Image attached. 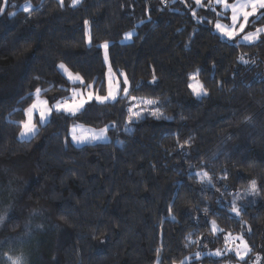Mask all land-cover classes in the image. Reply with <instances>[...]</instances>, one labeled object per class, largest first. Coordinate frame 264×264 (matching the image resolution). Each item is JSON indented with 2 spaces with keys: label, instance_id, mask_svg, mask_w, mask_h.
<instances>
[{
  "label": "trees",
  "instance_id": "obj_1",
  "mask_svg": "<svg viewBox=\"0 0 264 264\" xmlns=\"http://www.w3.org/2000/svg\"><path fill=\"white\" fill-rule=\"evenodd\" d=\"M26 2L30 11L20 8ZM202 5L8 0L0 14V179L15 198L3 211L0 254L21 247L26 264H264V35L226 40L213 30L219 6ZM105 41L112 71L126 75L130 96L157 101L148 108L159 118L145 111L127 123L138 101L120 92L75 116L53 112L35 136L19 139L35 88L49 89V102L69 94L58 63L104 94ZM197 70L200 97L188 87ZM74 122L107 125L110 140L74 146ZM237 193L239 215L231 211ZM229 233L247 242L244 259L205 254Z\"/></svg>",
  "mask_w": 264,
  "mask_h": 264
},
{
  "label": "snow or ice",
  "instance_id": "obj_2",
  "mask_svg": "<svg viewBox=\"0 0 264 264\" xmlns=\"http://www.w3.org/2000/svg\"><path fill=\"white\" fill-rule=\"evenodd\" d=\"M79 0H72V5L75 6ZM212 2V0H210ZM63 3V0H61ZM196 5L203 6L202 0H195ZM215 4L222 5L225 12L228 10L231 11L230 17H225L224 13H219L218 18L215 22V29L218 33L227 40H236L237 38L242 39L245 42H254L260 38V34L264 33V28H259L253 32L245 33V28L249 22V18L255 16L259 10L264 9V0H233L232 3H229L228 0H214ZM8 6V0H3V3L0 4V14L4 13ZM250 9V10H249ZM30 8H25V11H30ZM8 15H15V13H8ZM195 15V12H193ZM227 18L230 20V23H222L221 19ZM244 33L243 35H241ZM133 33L129 32L126 34L125 39H130ZM91 38L89 37V40ZM101 47L104 48V59L108 60V47L109 43L107 41L104 42ZM239 60L243 64H247L248 61L244 59L243 56L239 57ZM63 73L67 76V80L72 84L79 83L81 88H70L65 89L62 88V91L68 92L67 96H62L59 99L52 97L51 99L54 101L53 103H49L48 98H43V93L49 91V89H43L40 87L35 88L34 92L30 93L29 96L32 99L31 104L25 109H23L25 118L23 120L18 121L17 123L20 125L21 131L19 133L20 139H28L35 136L39 131V125L37 124V119L39 124H45L49 118L51 117L53 112L56 113H64L75 116L82 109H84L85 104L95 100L98 103L104 104L108 102H116L117 98L122 91L124 97L129 98L131 101H138L137 103H133L130 107H128L127 111L129 113L128 120L131 122L133 119H140L142 114L145 111H148L151 115L159 118V110L149 109V105H153L157 103L155 100L145 99V98H137L135 96H130L129 88L126 86L128 84V80L126 75L123 79V84L125 85L122 89L120 87V82L114 79L115 74L112 73L111 67L109 66V77H108V87L105 95L99 94V89H95L94 82L86 83L84 78L79 73H73L66 65L60 64L58 66ZM199 70L197 72L190 75L191 83L188 84V87L192 90V92L196 95H201L202 93H206V89L203 84L197 79ZM123 75V74H122ZM39 79V77H37ZM155 80V77L153 78ZM143 105V107H141ZM135 109V110H134ZM114 126V125H113ZM108 126L105 125L100 129H87L85 130L83 126L73 125L70 129V135L74 142L86 143L92 142L102 139H107ZM201 182L207 181L209 184L211 183V176L207 172H200L196 174ZM223 178V177H222ZM257 188L256 181H251L249 191L255 193ZM205 212L208 210L205 209ZM231 211L239 215L240 208L236 206V202L233 201V207ZM4 217L0 216V221H3ZM212 230L213 232L221 231L217 228L215 221L212 222ZM240 241V245L235 247V249L227 248V250L236 252V255L240 259H244V256L247 252L251 251L247 242L244 240L242 235L232 236L230 233L225 237L226 246L230 241ZM243 249V254L241 251ZM159 251V250H158ZM221 251L218 249L215 255H221ZM10 264H25L24 258L22 256L12 257L8 254H5ZM181 264H184L181 261Z\"/></svg>",
  "mask_w": 264,
  "mask_h": 264
},
{
  "label": "rangeland",
  "instance_id": "obj_3",
  "mask_svg": "<svg viewBox=\"0 0 264 264\" xmlns=\"http://www.w3.org/2000/svg\"><path fill=\"white\" fill-rule=\"evenodd\" d=\"M80 1V0H79ZM228 2L229 3H232L233 2V0H228ZM212 3L213 4H215L214 3V0H212ZM71 4H72V0H71ZM215 5H218V4H215ZM219 6V9H220V12L219 13H224V16L225 17H230L231 16V11L230 10H228L227 12H225V10H224V8H223V6L222 5H218ZM20 8L21 9H23V10H25V8H31V5H30V3H28V2H26V3H24V4H22L21 6H20ZM250 10V9H249ZM262 15H264V9H262V10H259L258 11V13L255 15V16H253V17H250L249 18V22H248V24H247V26H246V28H245V33H247V32H253V31H256L257 29H259V28H264V21H262L261 23H257V22H255L260 16H262ZM221 22L222 23H230V20L229 19H227V18H223V19H221ZM255 22V23H254ZM215 23L213 24V30L215 31V32H217L218 33V31L215 29ZM126 34L127 33H125L124 35H123V37H122V39H121V41H128L129 39H125V36H126ZM219 34V33H218ZM244 33H242L241 35H243ZM220 35V34H219ZM260 35H264V33H261ZM221 36V35H220ZM222 37V36H221ZM223 38V37H222ZM225 39V38H224ZM227 40V39H226ZM237 41L238 42H243V43H249V42H245V41H243L242 39H240V38H237ZM104 43H102V45H103ZM101 50H102V57H103V60H104V62H105V65H106V70H105V77H104V87H105V92H104V94L103 95H105L106 94V92H107V87H108V77H109V63H108V60L107 61H105V59H104V52H105V50H104V48L103 47H101ZM61 63H58L57 64V70L59 71V73L61 74V75H63L65 78H66V80H67V76L63 73V71L58 67L59 65H60ZM112 70V69H111ZM112 73H114L115 74V72L114 71H112ZM190 77V76H189ZM124 79V75H122V74H120V75H116L115 74V79H114V85H115V80H118L119 82H120V87H121V89L125 86L124 84H123V81H121V80H123ZM68 81V80H67ZM69 82V81H68ZM192 81L190 80V78H189V83H191ZM70 83V82H69ZM72 84V83H71ZM77 84H79V83H77ZM77 84H73V86L71 87V88H73V87H75V88H81V85H77ZM128 88H129V83L126 85ZM191 92H192V90H191ZM192 94L194 95V97H200V96H202L204 93H202L201 95H196V94H194L193 92H192ZM101 95V94H100ZM121 95H123L124 96V94H123V92L121 91ZM93 101H95V100H93ZM54 102V101H53ZM53 102H49V103H53ZM31 104V103H30ZM29 106V105H28ZM27 106V107H28ZM26 107V108H27ZM141 107H143V105H141ZM135 110V109H134ZM134 120V119H133ZM132 120V121H133ZM37 124L39 123V121H38V119H37ZM127 123H129V120L127 121ZM73 125H80V126H83L84 127V129L85 130H87V129H89V128H91V129H100V128H103V127H92V126H88V125H84V124H80V123H77V122H74V123H72L71 125H70V127H69V140H70V142H71V144L72 145H74V146H81V145H86V144H94V143H98V142H107V141H109L110 140V137H109V134H108V132H107V139H102V140H97V141H92V142H86V143H80V144H78V143H76V142H74L73 140H72V138H71V135H70V129L73 127ZM130 125L129 124H127L126 126H125V128H127L128 129V127H129ZM20 131H21V129H20ZM20 131H19V133H20ZM19 133H18V138L20 139V137H19ZM29 139V138H28ZM239 195H241L240 193H237V195L234 197V198H236L235 199V202H236V206L237 207H239L238 205H237V202L239 201V200H241L240 198L241 197H239ZM15 198V194H14V192L12 191V189L10 188V185H9V182L8 181H6V180H3V179H0V216H4V212L3 211H5L6 209H7V207H9V204L13 201V199ZM233 205V204H232ZM3 225V221H0V230H1V226ZM27 232H24L22 235H21V237L20 238H18V239H16V241L17 242H22L23 240H25V238H26V236H27V234H26ZM227 236V235H226ZM225 236V237H226ZM233 236H238V235H233ZM3 241L4 240H2L1 238H0V244H2L3 243ZM15 240H14V242H16ZM8 244V243H7ZM238 245H240V241H234V242H232V241H230L229 242V244L226 246V244H225V238H224V242H223V244H222V246L221 247H219V248H216V249H214V250H206L205 251V254H209V255H213V256H218V255H215V253H216V251L219 249L220 251H221V255H223V254H232V255H234L235 257H237L238 259H240L237 255H236V252L234 251V250H232V251H229V250H227V248H232V249H235V247H237ZM15 248V247H14ZM14 248H12V249H14ZM21 251H19V250H11L10 252L8 251V250H6L3 254H0V264H10V262L8 261V259H7V257L5 256V254H8V255H10V256H12V257H17V256H22V249H21V247H18ZM241 251H242V254H243V249L241 248ZM220 256V255H219ZM23 258H24V256H22ZM245 257V256H244ZM241 260V259H240ZM24 261H25V264H26V262H27V259L25 260V258H24ZM156 264V263H155ZM218 264H242L240 261H226V262H221V263H218Z\"/></svg>",
  "mask_w": 264,
  "mask_h": 264
}]
</instances>
